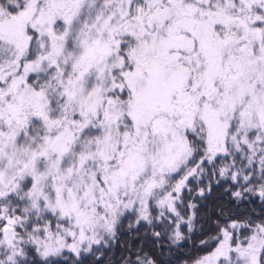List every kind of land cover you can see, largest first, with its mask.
I'll return each instance as SVG.
<instances>
[{
	"label": "snow or ice",
	"instance_id": "obj_1",
	"mask_svg": "<svg viewBox=\"0 0 264 264\" xmlns=\"http://www.w3.org/2000/svg\"><path fill=\"white\" fill-rule=\"evenodd\" d=\"M0 264H264V0H0Z\"/></svg>",
	"mask_w": 264,
	"mask_h": 264
},
{
	"label": "trees",
	"instance_id": "obj_2",
	"mask_svg": "<svg viewBox=\"0 0 264 264\" xmlns=\"http://www.w3.org/2000/svg\"><path fill=\"white\" fill-rule=\"evenodd\" d=\"M214 196L216 197V199L219 201L220 199H222V197L220 196V190L217 189L216 192L214 193ZM186 251V249H185ZM173 254L172 253H168L165 251V253L161 256V259L163 260H168L170 258H172Z\"/></svg>",
	"mask_w": 264,
	"mask_h": 264
}]
</instances>
